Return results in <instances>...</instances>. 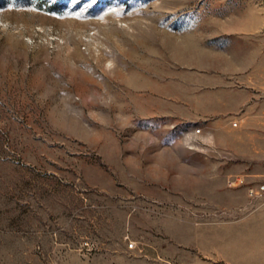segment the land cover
I'll use <instances>...</instances> for the list:
<instances>
[{"label": "rangeland", "instance_id": "374dc122", "mask_svg": "<svg viewBox=\"0 0 264 264\" xmlns=\"http://www.w3.org/2000/svg\"><path fill=\"white\" fill-rule=\"evenodd\" d=\"M260 183L264 0H0V264H264Z\"/></svg>", "mask_w": 264, "mask_h": 264}, {"label": "crops", "instance_id": "0c3cea01", "mask_svg": "<svg viewBox=\"0 0 264 264\" xmlns=\"http://www.w3.org/2000/svg\"><path fill=\"white\" fill-rule=\"evenodd\" d=\"M159 258H146L139 257L130 254L125 255H110L109 256H99L96 260V264H167L160 261Z\"/></svg>", "mask_w": 264, "mask_h": 264}, {"label": "built area", "instance_id": "2783aa9c", "mask_svg": "<svg viewBox=\"0 0 264 264\" xmlns=\"http://www.w3.org/2000/svg\"><path fill=\"white\" fill-rule=\"evenodd\" d=\"M238 122L233 121V126H237ZM197 133L200 132L199 129L196 131ZM246 194L247 197L250 199H264V183H260L258 185H251L246 187ZM135 243H130L128 248L133 249L135 248Z\"/></svg>", "mask_w": 264, "mask_h": 264}]
</instances>
